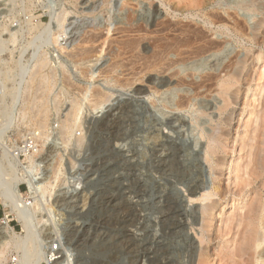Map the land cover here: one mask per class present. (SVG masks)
Wrapping results in <instances>:
<instances>
[{
  "label": "rangeland",
  "instance_id": "1",
  "mask_svg": "<svg viewBox=\"0 0 264 264\" xmlns=\"http://www.w3.org/2000/svg\"><path fill=\"white\" fill-rule=\"evenodd\" d=\"M182 1L0 0V156L2 158L5 151L14 150V153H11L16 155V159L20 162L18 170L22 180L18 185V190L21 191L24 198L27 196L26 186L23 183L25 168L32 169L33 174L41 176L40 181H42L43 178H46L49 169L53 166H59L62 175L63 173L64 175H61L60 180H62L58 181L59 184L55 183L58 187L54 184L55 189L52 191V196L54 197L58 188L64 185H66L64 187L72 190L77 184V180L71 178L69 173L72 167H78L83 160L91 159V155H87V153L94 152L95 139H98V136H101L103 144L108 143L106 147L108 146L107 148L111 152L112 150L115 152L123 150L124 152L121 153L125 155L127 153L128 155L135 154L132 161L136 160L135 166H139L145 175L150 177L151 182L161 183L170 189H185V177L183 179V176L173 169L161 170L154 162V146L162 143L159 145L163 150H171V145L163 141L159 131L154 128L153 122L156 121L157 124L159 120L164 131H170V134H174L173 136L178 142H190L192 147L195 146V143L203 142V132L210 129V123L208 117L201 113L198 114L201 112L199 111L200 100L193 101L180 112L183 119L187 120L181 128V132H175L169 123H164V121L167 122L168 116L164 115L168 114L171 106L175 107L184 93L193 92L192 86L190 84L186 86V83L184 85L181 79L188 77L191 78L190 80L195 79L194 81L199 82L202 75L209 72V66L204 60L208 52L206 55L202 52L203 50L201 53L196 50L200 39L206 36L213 38L214 36L213 39L215 40L228 42L230 45L228 44L229 47L227 46L228 49L225 52V56L228 57L226 56L227 58L224 59V62L227 63L240 52L264 55V44L255 45L246 35L235 30L234 23L240 22L242 25L249 26L256 17L262 16L253 9L244 7L242 4L246 0H199L198 2L202 5L200 8L192 0ZM203 1H205V5H203ZM180 2L183 3H181V6L184 7L183 11L181 13L173 12L172 6L178 5ZM184 3L187 4L184 5ZM186 6L190 7L185 9ZM210 16L220 21L218 23L213 22V24ZM157 21L158 23H156ZM153 23L159 24V26ZM154 25L156 27H153ZM8 30L12 33H9ZM262 31L260 43L264 42V29ZM187 49L193 51L190 50V52ZM169 50L171 51L169 52ZM185 50L192 56L188 54L181 57L178 51ZM165 55L166 57H164ZM39 59L44 61V68L41 67L42 69L38 68L41 65L39 62H42ZM166 63L167 65L171 64L175 72H173L175 75L173 78L177 82L175 81V86L172 87L174 90L162 92H157L153 90L154 88L151 90V87H154L151 84L152 77L158 75L157 70L161 71ZM243 91H249L247 94L249 106L246 107V112L242 116V121L247 128L243 126V123L236 120L232 133L236 135L237 132H241L246 137L245 142H249V138L254 136V130L260 125L261 116L264 114L263 62H255L252 76L248 80V84L243 87ZM118 97H123L125 103L127 101V105L123 103V109H128L129 106L131 110H138L139 115L136 116L133 124L125 125L122 139L113 141L112 138H115L116 135L106 128L107 118L100 110H103V105L110 104V102L114 103ZM245 97L246 94L241 97L239 108L237 107L238 113L244 108ZM111 98L114 99V102ZM108 101L109 103H106ZM198 102L199 104H197ZM9 115L10 118L8 119ZM70 115H73V118ZM10 119L11 121L8 122ZM68 127H71L72 130H69ZM30 141L33 150L25 156H20V149L24 148L26 143H30ZM232 144L231 142L230 146ZM234 150L237 152V157H243L239 164L247 161L246 154L249 148L242 152H240L239 147L234 148ZM33 151L34 153H32ZM229 152H227L226 157L230 161L232 153ZM30 159L35 160L36 167H31ZM93 161L95 167H98L97 159ZM206 171L205 182L209 189H212L214 187L212 168L208 165ZM50 173L47 176L53 175ZM228 176V171H226L224 179H227ZM95 182L97 180L89 185L90 187L93 186L89 187L90 191L84 193V202L81 204L83 211L90 208L87 202L89 203L93 197L92 191ZM127 183L129 186L134 183L131 187L135 185L132 178ZM223 184L226 185L227 181H224ZM247 189L250 190V196L254 197L256 188L250 186ZM48 191H51V188H48ZM115 193L117 194V191ZM243 195L242 199L236 198L237 202L234 204L232 201L230 202L232 195H229V200L226 203L225 201L220 202L223 205L219 207V212L225 208L224 211L227 215H232L234 212L244 214L246 208H242V206L250 202V197L247 198L245 193ZM53 200L54 198L50 199V203L53 204ZM34 201L36 203L39 201L37 213L36 210L32 211L33 219L36 218V220H32L33 228L36 230L35 238H37V240L35 239L37 243H34V246L37 249L43 246V248L40 247L41 250L38 249L40 252L42 251L45 256H48L51 254L50 248L59 247L58 249L61 248L63 252L65 251V259H71V264H78L76 262L79 260L82 263L83 257L87 260L91 259L87 261V264H100L96 257H93L96 253L91 254L80 249L77 251L74 246L66 244L64 228L67 224L68 215L65 212L56 209L54 205L49 207L43 198L41 201L44 204L37 199ZM35 202L32 201L31 203ZM29 208L33 207L29 206ZM87 214L88 212H85L79 221L88 219L89 215ZM15 219V216L10 214L9 208H6L0 199V221H8L12 229L21 233L22 226ZM217 224L220 222L218 221ZM259 231L264 236V227L260 228ZM39 236L41 237L39 238ZM217 248H219V241L211 245L214 254ZM15 255L16 252L11 250L8 260ZM104 259H107L109 264H134L130 258L121 254L115 256L103 254ZM190 260L187 254L181 259L182 264H190ZM212 264H220V261L216 260Z\"/></svg>",
  "mask_w": 264,
  "mask_h": 264
},
{
  "label": "bare ground",
  "instance_id": "2",
  "mask_svg": "<svg viewBox=\"0 0 264 264\" xmlns=\"http://www.w3.org/2000/svg\"><path fill=\"white\" fill-rule=\"evenodd\" d=\"M192 1L196 6H199H197L198 8L202 6L198 2L199 0ZM182 2L179 3L180 5L172 6L173 12L181 13L183 11L184 7L181 6ZM203 2V5H205V1ZM186 4L184 3V5ZM242 5L247 9H253L262 16L253 18L254 22L249 26L242 25L240 22L234 23L235 30L242 35H246L255 45L261 46L264 44V42L260 43L259 41L263 32L262 30L264 29V0H246ZM191 6L193 7V5ZM188 7L190 6H186L185 9ZM210 17L212 18V23H218L220 21L213 16ZM155 25L159 26V24ZM155 25L153 27H156ZM213 38H207L206 36L200 39L196 49L200 53L201 50L205 54L208 52L204 60L209 66V72L202 75L199 82L194 81L195 77L193 78L194 80H190L191 78L189 79L188 77L181 79L184 85L186 83V86L188 84L192 86L193 92L184 93L183 95V92L180 93L182 96L180 99L178 98L179 101L175 104V107H168L170 110H168V114L164 115H168L167 122L164 121V123H169L175 132H181V128L187 120L183 119L180 112L193 103V101L200 100L199 111L201 112L198 114L201 113L208 117L210 123V129L203 132V142L195 143L193 147L190 142H178L174 138V134H170V131H164L159 120L157 124L155 123L156 121L153 122L155 124V126L153 125L154 128L159 131L163 141L171 145V150L166 149L168 151L161 148L159 144L162 143L155 145L153 148L154 162L161 170L173 169L181 174L183 179L185 177V189H170L161 183L151 182L150 177L145 175L139 166H135L136 160L132 161L135 158L133 157L135 154L128 155L127 153L125 155L121 153L124 152L123 150L119 152L112 150V153L107 148L108 146L106 147L108 143L106 145L103 144L101 136H98V139H95L94 152L87 153V155H91V159L83 160L78 167H72L69 173L72 176L71 178L77 180H73L77 184L74 187L72 186V190L64 187L66 186L64 185L58 188L54 197L52 196V191L55 189L54 186L62 180H60L62 171L59 169V166H53V168L49 169V172H47H51L53 175L47 176L48 173L47 175L45 174L46 178H43L42 181H38L36 184L38 189L36 194L37 197L39 195L41 196L40 201L43 198L49 207L54 205L56 209L68 215L67 224L64 228V232H66V244L74 246L75 250L77 248V251L80 249L83 252L96 253L93 257H96L100 264H109L107 259L103 260V254L111 256L119 254L125 255L134 264H182V256L186 254L191 259L190 264H195L196 262V264H212L216 260H219L220 264H264V236L259 231L260 228L264 227V114L261 116V123L257 127L258 131L257 129L254 130V136L249 138V142H245L246 137L241 132H237L236 135L232 133V128L236 120L243 123V126L247 128L242 121V116L246 112V107L249 106L247 95L249 91H243V87L248 84V80L252 76V69L255 62L264 63V55L261 53H242L239 51L240 53L237 55H231L233 59H229L230 61L227 63L224 62V59L227 56H225V52L229 47V43ZM194 42L196 43V40ZM190 50L187 49V51ZM187 51L178 52L181 57H185V55L189 54ZM189 55L192 56L191 53ZM205 61L203 62L206 64ZM39 63L41 65L38 68H44V61ZM173 70L172 65H167V63L161 71L157 70L159 74L157 72L158 75L152 77L151 84L154 87H151V90L152 88L157 92L172 90L176 81L173 78L175 76ZM245 94L246 102L244 108L238 113L237 107L240 105L241 97ZM119 97L115 102L113 101L115 97L113 100L111 98L114 103L110 102V104H105L103 105V110H100L107 118L106 128L116 135L115 138H112L114 139L113 141L122 139L121 136L124 135L125 125L128 123L133 124L132 122L139 115L138 110H131L129 106L128 109H123V103H125L124 98L126 97ZM109 101L106 103H109ZM72 116L71 118H73ZM9 118L10 115L8 116ZM71 127H68L69 130ZM231 142L233 143L232 146H230ZM236 147L241 149L240 152L249 148L246 154V162L239 164L243 157H237V152L234 150ZM13 151H5L2 158L0 156V199L3 201L4 206L9 208L10 214L15 216V220L21 224L22 232L18 233L12 229L8 221H0V264L8 261L11 250L16 252V256L21 264H71V259H65V251L63 252L61 248L58 249L56 254L49 251L51 254L45 256L43 254L44 252L39 251L43 246H40L42 248L40 249L39 247V250L34 246V243H37V238H35L36 230L33 228L32 220H36V218L34 217L33 219L32 211L36 210L35 212L37 213L39 201L36 203L35 200V203L28 204L24 197L19 194L18 185L22 181L18 170L20 162L16 159L17 156L12 154L14 153ZM228 151L232 153L230 161L226 157ZM96 159L98 161V167H95V162L93 161ZM34 161V159L31 160L32 168L33 166L36 167ZM57 162L59 161L57 160ZM36 164L38 165V162ZM207 164L212 168L214 177V187H211L212 189H209L205 182ZM226 171H228L229 176L227 179H224ZM233 175L235 176L232 177ZM131 178L135 181V187H131L134 183H131V186L127 183ZM94 180H97L92 191L93 197H95H92L89 203L87 202L90 208L83 211V205L81 206V204L84 202V193L90 191L89 189L93 186L90 187L89 185L93 184ZM224 181H227L226 185L223 184ZM250 186L256 188L254 197L250 196V190L248 191L247 189ZM48 188H51V191H48ZM116 191L117 194L115 193ZM244 193L247 198L250 197V202L242 206V208H246L244 214L234 212L232 215H227L224 211L225 208L219 212V207L223 205V203H220L221 201H225L226 203L229 200L228 196L232 195L230 202L232 201L234 204L237 202L236 198L242 199L244 197ZM53 198L52 204L50 203V199ZM29 206L33 208H29ZM85 212H88V219L79 221ZM218 221L220 224H217ZM216 241H219V248L215 250L214 254L211 250V245ZM82 260V263L80 260L76 263L87 264L89 259L87 260L83 257Z\"/></svg>",
  "mask_w": 264,
  "mask_h": 264
},
{
  "label": "built area",
  "instance_id": "3",
  "mask_svg": "<svg viewBox=\"0 0 264 264\" xmlns=\"http://www.w3.org/2000/svg\"><path fill=\"white\" fill-rule=\"evenodd\" d=\"M33 150V147H32V144H31V141L30 143H26V146L22 149H20L21 151V155L20 156H25L27 153H31V151ZM34 153V151L32 152ZM23 176H24V185L26 186V197L24 199L28 200L27 202L29 204H31V202L33 201L34 202V199H37V200H40L41 196L39 195V197H37V194H36V191L38 190L37 189V186H36V183L38 181H40V178L39 176L37 175H34L33 174V171L30 170V169H27L25 168V170L23 171ZM22 183V184H23ZM19 191V194H21V191ZM22 196V194H21ZM50 251L53 253V254H56L58 252V248L57 247H53L50 249ZM6 264H21L18 257L15 255L13 257H11L8 262Z\"/></svg>",
  "mask_w": 264,
  "mask_h": 264
}]
</instances>
